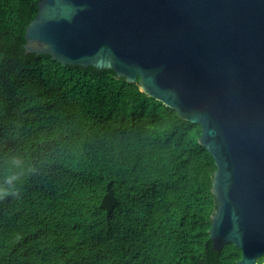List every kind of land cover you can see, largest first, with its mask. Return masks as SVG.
Wrapping results in <instances>:
<instances>
[{
  "label": "trees",
  "instance_id": "16d2710c",
  "mask_svg": "<svg viewBox=\"0 0 264 264\" xmlns=\"http://www.w3.org/2000/svg\"><path fill=\"white\" fill-rule=\"evenodd\" d=\"M39 2L0 0V182L12 157L24 172L22 196L0 201V264H236L209 240L200 126L111 70L26 54Z\"/></svg>",
  "mask_w": 264,
  "mask_h": 264
},
{
  "label": "water",
  "instance_id": "95a60500",
  "mask_svg": "<svg viewBox=\"0 0 264 264\" xmlns=\"http://www.w3.org/2000/svg\"><path fill=\"white\" fill-rule=\"evenodd\" d=\"M26 54L111 70L201 128L213 158L209 240L264 257V0H40ZM111 189L100 202L109 216ZM264 264V262L262 263Z\"/></svg>",
  "mask_w": 264,
  "mask_h": 264
},
{
  "label": "clouds",
  "instance_id": "9594fccd",
  "mask_svg": "<svg viewBox=\"0 0 264 264\" xmlns=\"http://www.w3.org/2000/svg\"><path fill=\"white\" fill-rule=\"evenodd\" d=\"M7 164V173L3 181L0 182V201L10 197L19 199L23 194L20 186H18L24 175L23 161L18 157H12L7 161ZM17 169H20V171H17Z\"/></svg>",
  "mask_w": 264,
  "mask_h": 264
}]
</instances>
